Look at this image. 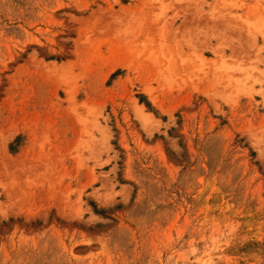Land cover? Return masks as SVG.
Masks as SVG:
<instances>
[{
	"label": "rangeland",
	"instance_id": "1",
	"mask_svg": "<svg viewBox=\"0 0 264 264\" xmlns=\"http://www.w3.org/2000/svg\"><path fill=\"white\" fill-rule=\"evenodd\" d=\"M0 264H264V0H0Z\"/></svg>",
	"mask_w": 264,
	"mask_h": 264
}]
</instances>
